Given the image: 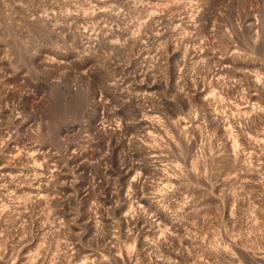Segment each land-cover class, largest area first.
Instances as JSON below:
<instances>
[{"label":"clouds","instance_id":"clouds-1","mask_svg":"<svg viewBox=\"0 0 264 264\" xmlns=\"http://www.w3.org/2000/svg\"><path fill=\"white\" fill-rule=\"evenodd\" d=\"M0 264H264V0H0Z\"/></svg>","mask_w":264,"mask_h":264}]
</instances>
